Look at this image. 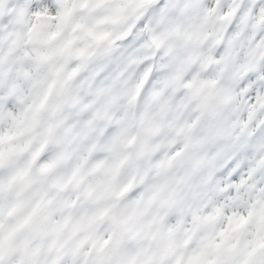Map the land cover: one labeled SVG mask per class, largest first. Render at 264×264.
Segmentation results:
<instances>
[{"label": "snow or ice", "instance_id": "snow-or-ice-1", "mask_svg": "<svg viewBox=\"0 0 264 264\" xmlns=\"http://www.w3.org/2000/svg\"><path fill=\"white\" fill-rule=\"evenodd\" d=\"M0 264H264V0H0Z\"/></svg>", "mask_w": 264, "mask_h": 264}]
</instances>
